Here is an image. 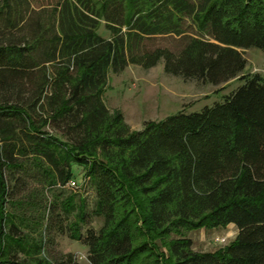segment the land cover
Returning <instances> with one entry per match:
<instances>
[{
	"label": "trees",
	"instance_id": "obj_1",
	"mask_svg": "<svg viewBox=\"0 0 264 264\" xmlns=\"http://www.w3.org/2000/svg\"><path fill=\"white\" fill-rule=\"evenodd\" d=\"M158 37L177 48H149ZM252 47L264 51V0H0V264H84L42 255L55 234L85 244L90 264H264V76L245 73ZM161 60L185 79L244 83L134 130L105 102L109 73ZM76 169L96 193L91 213L64 189ZM231 223L235 239L215 251L186 234Z\"/></svg>",
	"mask_w": 264,
	"mask_h": 264
},
{
	"label": "rangeland",
	"instance_id": "obj_2",
	"mask_svg": "<svg viewBox=\"0 0 264 264\" xmlns=\"http://www.w3.org/2000/svg\"><path fill=\"white\" fill-rule=\"evenodd\" d=\"M103 30V32H102ZM101 33L109 36L108 32L101 28ZM177 42L173 38L158 37L148 41L149 48L170 47L176 49ZM248 64L246 74L259 73L264 76V51L257 47L244 49ZM244 83L243 80L233 79L227 83L213 85L197 79H185L181 76L168 74L164 70V61L161 60L156 66L145 69L131 64L125 70L109 73V81L104 93V99L112 112L121 111L127 123L134 130H141L147 121H160L167 116L181 111L187 113L201 111L206 106H212L221 102L227 95L232 93ZM76 184H68L66 194L77 193L86 201V211L91 213L95 208L96 193L92 184L86 179L82 170L76 169ZM35 187L34 183L28 182L27 188ZM49 194V193H48ZM51 198V193L48 195ZM79 199V198H78ZM79 203V201H78ZM78 211V210H77ZM88 225L100 228L103 224L101 218L90 219ZM87 224L82 225L85 232ZM43 228V227H42ZM32 229L24 228V231L38 237V233ZM237 226L233 223L226 227L214 229L201 228L186 232L193 239V247L199 252L215 251L231 243L237 235ZM58 247L45 249L42 255L57 253H74L81 263L90 264L87 260L88 247L80 241L72 239L69 235L59 236L55 234ZM221 240H225L221 242Z\"/></svg>",
	"mask_w": 264,
	"mask_h": 264
},
{
	"label": "built area",
	"instance_id": "obj_3",
	"mask_svg": "<svg viewBox=\"0 0 264 264\" xmlns=\"http://www.w3.org/2000/svg\"><path fill=\"white\" fill-rule=\"evenodd\" d=\"M70 184L75 185L76 182H75L74 180H71V181H70ZM224 241H225V240H223V241L221 240V242H224Z\"/></svg>",
	"mask_w": 264,
	"mask_h": 264
},
{
	"label": "crops",
	"instance_id": "obj_4",
	"mask_svg": "<svg viewBox=\"0 0 264 264\" xmlns=\"http://www.w3.org/2000/svg\"><path fill=\"white\" fill-rule=\"evenodd\" d=\"M237 232H238V230H237Z\"/></svg>",
	"mask_w": 264,
	"mask_h": 264
}]
</instances>
